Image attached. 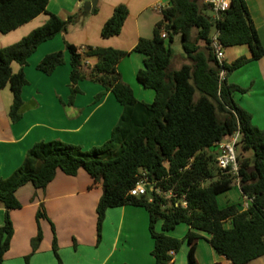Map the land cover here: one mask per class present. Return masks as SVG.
<instances>
[{
    "label": "trees",
    "instance_id": "obj_1",
    "mask_svg": "<svg viewBox=\"0 0 264 264\" xmlns=\"http://www.w3.org/2000/svg\"><path fill=\"white\" fill-rule=\"evenodd\" d=\"M49 2L0 0L1 34L7 35L42 14L49 17L44 25L17 43L0 48V91L9 87L12 92L8 114L11 123L22 118V92L28 85L24 68L30 57L43 43L77 26L84 16L81 10L62 19L48 11ZM97 12L96 9L94 13ZM129 13L126 5H117L102 27V38L120 35ZM162 17L153 38L140 39L133 50L146 57L137 81L155 91L152 103L139 101L132 88L122 81L117 67L129 52L91 46L80 51L65 43L71 56L70 101L82 93L79 82L88 79L104 88L97 99L111 92L122 105L123 113L103 145L84 150L60 141L40 142L27 152L23 164L10 177L0 179V203L6 209L0 228V264H4L14 235L10 212L22 208L17 191L26 185L45 189L58 172L74 177L81 170L91 177L93 187H103L97 206L98 242L109 209L135 206L145 208L150 215L155 264H172L185 242L191 246L190 263L196 264L198 239L207 240L232 264H247L264 256V130L253 125L252 116L234 99L235 93L244 94L247 89L230 84L227 79L237 69L264 57V46L246 0H232L230 10L219 21L213 20L212 9L203 0H169V6L162 9ZM214 28L219 30L225 49L247 45L251 57L220 64L211 45ZM163 31L166 38H162ZM176 36L181 38L189 64L172 70ZM87 58L97 60L88 70ZM14 63L20 66L16 73ZM64 64L65 52L58 51L46 55L37 69L52 75ZM236 131L242 134L237 148L240 190L242 198L252 201L243 211L235 204L221 208L218 203V197L232 190L237 178L217 166L216 144ZM249 152L253 155L247 156ZM142 179L150 184L147 194L132 196L130 191ZM182 197L186 199V208L176 206ZM36 217L38 233L27 263L44 238L40 220L47 219V214L43 205ZM158 223L162 224L160 232L156 229ZM182 224L190 228L183 239L167 234ZM53 252L59 264H63L55 235Z\"/></svg>",
    "mask_w": 264,
    "mask_h": 264
},
{
    "label": "crops",
    "instance_id": "obj_2",
    "mask_svg": "<svg viewBox=\"0 0 264 264\" xmlns=\"http://www.w3.org/2000/svg\"><path fill=\"white\" fill-rule=\"evenodd\" d=\"M86 2L88 1L50 0L47 9L50 13L67 19L83 10ZM163 2L168 5L164 7ZM120 3L128 7V19L120 35L104 39L101 36L102 27ZM246 3L264 46V0H246ZM158 6L167 8L169 0H105L102 8L98 5L97 13L90 14L96 17L93 22L78 24L67 33H60L39 46L24 68L28 85L22 92L24 107L22 118L17 123H11L8 116L13 103L10 88L0 91V179L10 177L23 164L27 152L40 142L60 141L80 146L84 150L103 145L110 139L122 116L123 107L115 96L108 92L97 99L104 88L88 79L79 82L78 87L82 93L73 102L70 101L71 56L66 51V42L77 46L80 51L91 46L129 52L117 67L122 81L132 88L139 101H154L155 91L144 88L137 81V74L144 68L146 57L133 50L140 39L153 38L154 28L163 18L162 9ZM48 18V15L42 14L3 38L0 36V47L9 46L27 36L44 25ZM36 21L38 24H33ZM178 38L180 36L175 37L173 44ZM173 50V59L178 60V67L172 70H179L183 65L189 64L183 50L179 53L174 48ZM58 51L65 52L64 65L58 67L52 75H46L37 69L46 55ZM225 51V62L229 64L242 56L251 57L247 45L231 47ZM96 61V58H87L85 69L94 66ZM19 69L20 66L13 68V71L16 73ZM228 82L247 89L244 94L235 93L234 99L252 116L253 125L264 130V57L234 71ZM92 183L91 177L81 170L74 177L58 172L45 189L37 190L31 185L19 189L16 196L22 208L10 212L14 235L4 264H59L53 252L54 235L63 264H155L152 256L154 240L149 231L150 215L143 207L109 209L103 223L101 240L98 242L97 206L103 195V187H93ZM235 185L241 195L239 202L233 203L229 197L222 200L227 192L218 197V203L221 208L235 204L243 211L245 200L242 198L240 184ZM40 205L44 206L47 214V219L40 220L44 238L38 251L27 263L26 257L31 255L32 241L38 233L36 216ZM5 214L6 209L0 203V228L4 225ZM182 225L167 234L183 239L190 228ZM190 248L188 243L182 246L179 253L174 255L172 264H191ZM194 257L196 264H232L220 256L205 239L195 241ZM247 264H264V256Z\"/></svg>",
    "mask_w": 264,
    "mask_h": 264
},
{
    "label": "built area",
    "instance_id": "obj_3",
    "mask_svg": "<svg viewBox=\"0 0 264 264\" xmlns=\"http://www.w3.org/2000/svg\"><path fill=\"white\" fill-rule=\"evenodd\" d=\"M206 4H209L212 9L213 20L219 21L222 15L230 10L232 5V0H203ZM159 9H163L161 6H158ZM167 33L162 32V38H166ZM211 45L216 53V57L220 64H223L225 61V48L220 41V32L217 28H214L211 33ZM224 72L222 73V76ZM242 138L240 131H236L234 134L228 136L224 141L216 144L217 148V166L230 174L233 177L237 178V183L240 184L239 176V163L237 158V148L238 144ZM150 184L146 179H142L135 188L130 191V194L135 197H140L147 194L148 187ZM161 194L160 191H158ZM165 196L170 197L172 194H165ZM244 210L249 208L250 203L252 202L248 197H244ZM176 206H182L183 208L187 207V202L185 197H182L177 203Z\"/></svg>",
    "mask_w": 264,
    "mask_h": 264
},
{
    "label": "rangeland",
    "instance_id": "obj_4",
    "mask_svg": "<svg viewBox=\"0 0 264 264\" xmlns=\"http://www.w3.org/2000/svg\"><path fill=\"white\" fill-rule=\"evenodd\" d=\"M87 1H90V0H87ZM104 1L105 0H99V3H98V5L100 6V8H102V6H103V4H104ZM120 4H124V3H120ZM163 5H164V7L165 6H167L168 5V3L167 2H163L162 3ZM124 5H126V4H124ZM102 10V9H101ZM102 12V11H101ZM101 14V13H100ZM100 16V15H99ZM42 18H45V17H42ZM93 18H96L95 17V15H87V16H83V18H81V20H80V23L79 24H83L84 22H93ZM132 18V17H131ZM130 18V19H131ZM40 20V19H39ZM92 20V21H91ZM33 24H38V21H36L35 23H33ZM89 24H95V23H89ZM75 27V26H74ZM74 27H70V29H69V31L70 30H72ZM75 34H78V33H75ZM0 36L3 38V36H5V35H3V34H1L0 33ZM9 36H11V35H9ZM25 37V36H24ZM23 37V38H24ZM5 38V37H4ZM22 39V38H21ZM20 39V40H21ZM20 40H18V41H20ZM18 41H16V42H14L13 44H15V43H17ZM13 44H11V45H13ZM0 45H2L1 43H0ZM10 46V45H9ZM4 47H7V46H4ZM0 48H2V47H0ZM173 48L175 49V52L176 53H179V52H181L183 49H182V46H181V39L180 38H178L177 39V41H176V43L175 44H173ZM225 52H227V51H225ZM228 57V56H227ZM228 59H230V58H228ZM19 67V65L18 64H16V63H14L13 64V68H18ZM178 67V60L175 58V59H173V61H172V66H171V69H175V68H177ZM231 76V74L227 77V79L229 78ZM253 154H252V152H249V153H247V156H252ZM237 184V183H236ZM240 193H239V189H238V187H237V185H234V187L232 188V190H230L229 192H228V194H227V196H223L221 199L222 200H225L226 198H228L229 197V199H231V201L233 202V203H238L239 202V199H240ZM221 200V201H222ZM184 227V225H182L181 226V228H183ZM157 231H161V223H158L157 224ZM179 230H180V228H179ZM185 244H187V242H185L184 243V245ZM183 245V246H184Z\"/></svg>",
    "mask_w": 264,
    "mask_h": 264
},
{
    "label": "water",
    "instance_id": "obj_5",
    "mask_svg": "<svg viewBox=\"0 0 264 264\" xmlns=\"http://www.w3.org/2000/svg\"><path fill=\"white\" fill-rule=\"evenodd\" d=\"M99 0H90L86 2L83 6L84 15L87 16L96 11L98 7Z\"/></svg>",
    "mask_w": 264,
    "mask_h": 264
}]
</instances>
